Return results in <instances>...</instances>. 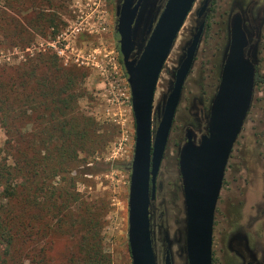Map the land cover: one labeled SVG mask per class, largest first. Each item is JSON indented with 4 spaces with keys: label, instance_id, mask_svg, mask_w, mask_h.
<instances>
[{
    "label": "rangeland",
    "instance_id": "rangeland-1",
    "mask_svg": "<svg viewBox=\"0 0 264 264\" xmlns=\"http://www.w3.org/2000/svg\"><path fill=\"white\" fill-rule=\"evenodd\" d=\"M203 1L196 2L160 75L155 118L164 108L176 68L197 29L198 9ZM104 2L99 5L94 0H0V92H8L11 87L14 90L9 95L10 104L0 97V159L13 149L33 154L45 148L40 135L59 132L53 131L49 122L51 110H45L49 100L40 95L41 78L54 72L50 65L53 56H58L60 66L76 68L79 76L74 88L79 97L71 115L92 122L90 134L100 148L93 151L94 144L89 140L80 150L73 170L57 176L53 183L61 185L64 176L65 181L73 179L69 218H77L76 198L93 204L94 209L95 201H102L104 250L112 264H133L128 234L131 167L109 162L132 161L136 124L116 30L117 2ZM153 3L158 12L165 0ZM237 12L243 16L253 43L251 54L264 76V0L212 1L158 177V183L163 182L153 212L158 264H164L166 236L173 264H188L179 155L188 129L194 131L197 140L208 131ZM49 16L55 18L53 24L48 22ZM59 117L55 114L56 120ZM87 166H93L94 173L79 172ZM2 190L1 187L0 200ZM67 222L64 229L49 234L51 264H73L71 255L78 253L81 232L70 220ZM214 251L215 264H242L240 256L244 255L240 253L246 251L253 260L261 256L264 263V83L255 84L252 105L226 171L215 216ZM23 261L29 264L28 259Z\"/></svg>",
    "mask_w": 264,
    "mask_h": 264
},
{
    "label": "water",
    "instance_id": "water-1",
    "mask_svg": "<svg viewBox=\"0 0 264 264\" xmlns=\"http://www.w3.org/2000/svg\"><path fill=\"white\" fill-rule=\"evenodd\" d=\"M164 1V0H158ZM198 0H116L120 51L131 88L136 142L131 161L129 245L133 264H158L153 212L158 177L186 80L194 66L206 26L210 0L198 9V26L176 68L163 110L154 115L160 75ZM252 39L241 13L233 17L231 43L213 100L208 131L199 140L188 129L179 155L185 207L188 264H213V235L219 197L234 145L253 101L256 61L248 55ZM164 264H173L165 238Z\"/></svg>",
    "mask_w": 264,
    "mask_h": 264
},
{
    "label": "trees",
    "instance_id": "trees-1",
    "mask_svg": "<svg viewBox=\"0 0 264 264\" xmlns=\"http://www.w3.org/2000/svg\"><path fill=\"white\" fill-rule=\"evenodd\" d=\"M54 20V17H48L50 24ZM247 52L251 56L249 50ZM58 60V56L50 60L54 72L41 78L43 92L40 95L49 100L45 110H51L49 122L53 131L59 132L40 135L45 148H39L33 154L13 149L0 159V188L3 189L0 200V264H25L24 258L29 264H51L48 259L49 234L64 229L67 220L81 232L78 253H72L70 258L73 264H112L103 246L102 201H95L96 211L93 204L76 198L77 218H69L72 205L68 201L70 187L75 185L73 179L65 181L64 176L61 185L53 183L57 176L73 170L80 150L85 149L89 140L94 144L93 151L100 148L90 134L92 122L83 116L71 115L79 97L74 88L79 72L76 68L60 66ZM259 81L264 82V78L257 74L256 82ZM5 92L6 89L0 92L1 101L10 104L14 90L11 87ZM55 114L60 115L59 120L55 119ZM10 154L12 164L9 163ZM114 162L118 167H131V162L115 160L109 163ZM94 171L93 166H87L79 172L86 174Z\"/></svg>",
    "mask_w": 264,
    "mask_h": 264
},
{
    "label": "flooded vegetation",
    "instance_id": "flooded-vegetation-1",
    "mask_svg": "<svg viewBox=\"0 0 264 264\" xmlns=\"http://www.w3.org/2000/svg\"><path fill=\"white\" fill-rule=\"evenodd\" d=\"M212 1H214V0H210V4H211V2ZM210 4H209V7H210ZM237 13H239V12H237ZM253 43H251V45H252ZM250 52V54L252 53L251 52V50L249 51ZM257 74H259V76H261L262 78H264V76H262L261 74H260V72H259V66H258V64L256 63V75ZM256 75H255V84H258V83H264V82H262V81H259V82H256ZM241 134V133H240ZM240 136V135H239ZM239 138V137H238ZM238 140V139H237ZM237 142V141H236ZM236 144V143H235ZM234 147H235V145H234ZM233 150H234V148H233ZM232 153H233V151H232ZM232 153H231V155H230V158H231V156H232ZM230 158H229V161H230ZM229 161H228V164H227V168H228V165H229ZM226 171H227V169H226ZM225 175H226V172H225ZM225 179V178H224ZM224 184V183H223ZM223 188V187H222ZM159 190V189H158ZM158 190H157V195H159V193H158ZM222 191V190H221ZM221 195V194H220ZM220 198V197H219ZM214 244H215V227H214V235H213V264H215L214 263V261H215V251H214ZM240 253V252H239ZM240 254H243L244 256L243 257H241L240 256V261H242V264H264L263 262H261L260 260H261V256L260 257H257L256 256V260H253L251 257H250V255H249V252H245V253H240ZM255 254V253H254ZM260 261V262H259Z\"/></svg>",
    "mask_w": 264,
    "mask_h": 264
},
{
    "label": "built area",
    "instance_id": "built-area-1",
    "mask_svg": "<svg viewBox=\"0 0 264 264\" xmlns=\"http://www.w3.org/2000/svg\"><path fill=\"white\" fill-rule=\"evenodd\" d=\"M94 1H95V3H98L99 5L105 3L104 0H94ZM78 30H79V28H78Z\"/></svg>",
    "mask_w": 264,
    "mask_h": 264
}]
</instances>
